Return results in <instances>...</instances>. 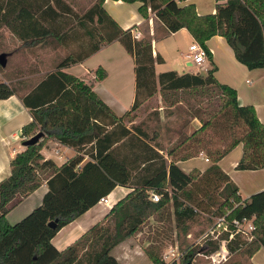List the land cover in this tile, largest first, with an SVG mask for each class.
<instances>
[{"label": "trees", "instance_id": "trees-1", "mask_svg": "<svg viewBox=\"0 0 264 264\" xmlns=\"http://www.w3.org/2000/svg\"><path fill=\"white\" fill-rule=\"evenodd\" d=\"M102 1L93 0L79 16L90 21L83 28L90 37L85 53L66 52L46 71L32 72L37 75L34 80L32 76H21L18 66L13 68L17 71L15 78L0 79V99L16 94L31 112L32 119L20 129L23 139L43 131L36 143L25 145L14 154L10 174L0 180V264H119L111 249L136 232L150 215L163 224L172 223L177 247L182 251L181 264H191L201 246L206 254L214 250L221 238L225 239L229 257L238 254L249 258L259 247L264 249V189L241 198L235 184L217 164L240 143L236 168L264 165V123L258 120L253 106L238 103L235 89L214 77V66L204 73H177L174 69L155 73L154 63L162 62V57L158 52L152 54L148 30L134 37V25L121 28L102 7ZM123 1H138L136 10L145 20L150 11L159 25L154 28L160 36L185 27L205 49L207 58L210 52L205 40L218 34L235 59L247 68L264 66V0L215 2L214 11L203 14H198L190 1ZM46 2L50 5L49 0ZM18 4V8H12L11 0H0V26L16 37L37 43L48 35L58 39L64 35V31L43 25L39 15L22 1ZM2 38L0 29V53L6 52V63L0 65V71L8 67V57L14 58L2 48ZM112 40H117L133 59L134 98L120 114L88 83L62 69ZM95 72L100 77L105 74L100 66ZM156 92L164 106L179 109L183 103L188 117L199 121L189 133L181 129L184 121L178 123V136L166 149V154H171L169 159L150 145L141 125L132 122L135 110ZM48 138L72 147L75 153L58 165L44 158L40 150ZM174 147H179L176 153L172 152ZM199 151L210 160L202 171L194 168L184 172L175 163ZM43 182L48 189L41 203L10 223L7 212ZM117 184L130 189L111 204L102 219L63 249H57L51 242L56 231ZM151 191L158 194L157 201L148 197ZM224 213L227 219L251 218L252 237L248 239L228 224L230 238L228 231L218 239L205 238L201 245L186 238L192 225L199 224L200 232L214 215ZM54 219V226H50L48 222ZM161 246L162 241L154 239L143 248L152 264H166L160 257ZM229 257L220 264H236Z\"/></svg>", "mask_w": 264, "mask_h": 264}, {"label": "crops", "instance_id": "crops-1", "mask_svg": "<svg viewBox=\"0 0 264 264\" xmlns=\"http://www.w3.org/2000/svg\"><path fill=\"white\" fill-rule=\"evenodd\" d=\"M20 1L39 15L43 25L48 28L64 31L61 39L52 34L34 43L30 38L25 40L19 39L10 30L4 26H0V29H6V32H3L9 38L7 39V43L16 44L10 50V53L14 57L21 55L25 65L29 66L33 62L37 64L34 67H27L30 70L27 72L29 74L25 76L31 77L37 73L40 74L46 71L47 69H44L46 63L52 65L68 51L83 54L88 50L90 47V37L83 31V28L90 25V21L82 20L79 16L93 0H59V3L56 5L51 0H49L50 5H48L46 0H11L12 8H18L17 5H19ZM188 1L194 4V8L198 14H203L213 12L214 3L223 2L224 0H213L210 5L201 4L200 0H183L179 3L183 4ZM138 4V1H102V7L121 28L134 25L131 27V33L132 35L136 34L134 36L136 38L140 36V25L148 22V33L151 36V52L153 55L155 52H158L162 57V62L154 63L155 73L167 69H174L177 73L195 72L196 67L189 63L185 56L187 45L193 40L188 30L185 27H180L175 31H170L160 36L161 33L159 31L155 32L154 25H157L158 28L159 25L154 21L153 14L148 11V17L145 20L136 10ZM73 28L74 31H72ZM179 32L184 34V42H182V46L175 45L171 51L166 46L160 45L155 38V36H159L161 39H165L175 36ZM205 45L210 53L209 58H206L203 62V70L200 71L204 73L207 68L214 66L213 75L216 80L233 87L238 103L251 104L258 120L264 123V66L247 68L235 59L231 48L221 35L214 34L210 36L205 40ZM121 50L125 49L117 40H112L87 54L80 61L62 68L64 71L88 83L94 92L116 114H120L127 109L134 98L133 66L132 69L127 68L124 63L127 57L124 53H121ZM112 52H116V55L119 57L118 61L116 57L112 59L113 57L110 56ZM89 60L90 64L87 63ZM114 60L117 62L111 65V62ZM98 66L105 70V74L101 77L98 75L99 73L95 72ZM71 68L74 69L73 72L70 70ZM32 72L35 74H32ZM158 95L160 97L159 92ZM158 102L160 104V100ZM116 107H119L121 110L115 111L114 108ZM162 109L163 105H160L158 110ZM180 117L183 116L176 115V113H171L168 110L165 112L158 111V122L155 123V126L150 131L145 128L143 122L139 123L141 120L134 122L136 124L139 123L141 128L148 134L150 145L162 153L165 158L169 159L171 154L167 155L166 149L171 147V143L178 136L176 130L173 131L172 127H174L173 124L176 125L180 121ZM31 119L29 108L22 103L16 94L0 99V180L10 174V159L17 151L24 148L25 145L22 144L24 139L20 135V129L22 125L28 123ZM183 121L181 129L186 133H189L199 125V121L195 117H188L187 120ZM177 148L179 149V147H174L172 152L176 153ZM40 151L44 158L53 160L57 165L75 153L72 147L64 145L53 138H48ZM181 152L183 151L181 150ZM240 154L241 144L237 143L217 161V164L226 173L230 181L235 184L239 196L245 198L255 191L264 189V166L254 169H238L235 165ZM85 158L86 156H84ZM175 163L184 172H188L194 168L202 171L210 163V160L202 151H199L190 157L179 158L175 160ZM47 189L46 182H43L34 191L23 197L7 212V220L10 223H14L30 212L36 205L41 203ZM129 189L127 186L117 184L106 195L109 197L110 202L114 203L128 192ZM108 208V205L97 201L83 213L61 226L51 238L52 244L59 250L63 249L93 223L102 219ZM128 240H130V236L120 240L114 247L118 246V254H120L121 246L124 244L122 258L127 260L128 264H138V261L136 262L134 258V255L138 254L136 253V246L134 245L133 247L130 243H127L125 246V242ZM138 257L140 258V255ZM145 258H147L146 255ZM249 261L252 264H264V249L259 247L249 257ZM149 262L151 263L150 260Z\"/></svg>", "mask_w": 264, "mask_h": 264}, {"label": "rangeland", "instance_id": "rangeland-1", "mask_svg": "<svg viewBox=\"0 0 264 264\" xmlns=\"http://www.w3.org/2000/svg\"><path fill=\"white\" fill-rule=\"evenodd\" d=\"M212 2H213V0H200V3L201 4L204 3V5H208V4L210 5V4H212ZM148 28H149L148 22L142 23L139 27L140 36L142 35L143 32H146L148 30ZM3 31L6 32V29H4ZM3 36H4V38L1 39V42H3L2 48L5 49L6 51H10L14 47V45H16V44L15 43H11V44L7 43L8 42L7 39H9V38H8L7 34H5L4 32H3ZM155 38L158 40V43H160V45L166 46L167 49H169V51H171V49L175 45L182 46V42H184L185 36L182 32H179L175 36L168 37L165 39H161V37H159V36H155ZM121 53H124L127 57V60L124 61L127 68L132 69L133 60H132L131 56L129 55V53L125 52V50H121ZM110 56L113 57L112 59H114L116 57L117 61L119 59L118 55H116V52H112V54ZM8 61H9L8 67L6 69L0 71V79L15 78L14 75L16 74L17 71H16V69L13 70V68L16 66H18L19 70H21V72H20L21 76L29 74L27 72H29L30 69H28L27 67L37 66V64L34 62L32 64H30L29 66L25 65L24 60H23L21 55H17L14 58L8 57ZM117 61H115V60L112 61L111 65L116 63ZM87 63L90 64V60ZM49 66L50 65L48 63H46L44 69H48ZM70 70L72 72L74 71L73 68H71ZM198 72H201V71H198ZM36 77H37V75L32 76V79L34 80ZM27 78H29V76H26V79ZM32 79H30V80H32ZM159 100H160V104L158 102ZM160 105H163V102L161 100V96L159 97L158 92H156L155 94L151 95L145 102L140 104V106L135 110V113L138 117L137 118L135 117L132 122L141 120L139 123L143 122L145 128L148 131H150L155 126V123L158 122V118H157L158 111L165 112L168 110L171 113L174 112V113H176V115L179 114V115L183 116V117H180V121L177 122L176 125L173 124L174 127H172V130L174 131L177 129L178 123L183 121V119H187V117H188L186 110H185V105L183 103L179 104L181 106V108H179V109L174 108V106H171V108H170V106H164L163 105V109L158 110V107ZM114 110L120 111L121 109L119 107L118 108L116 107V108H114ZM127 125H128V123H127ZM216 216L217 215H214L211 219L212 220L211 223L208 226L204 227L200 232L197 231V229L200 227L199 224L192 225L191 230L186 235V238L188 240L192 241L193 244L201 245L203 243L204 239L207 238V237L202 236L203 232L213 224ZM171 224H172L171 222L164 223V224L161 222H158L157 218L154 215H150L147 219H145L143 221V223L140 225L139 229L136 232H134L132 235H130V240L125 242V246L127 243H130V245L133 247H134V245L136 246V253H138V254L134 255L135 256L134 258L136 259V262L138 261V264H151L149 262V260L147 258H145L143 248L145 246H147L154 239H157V240L159 239L162 241L160 257L169 245H176L177 246V242H176L177 238L175 236V230L172 229ZM121 247H122V249H120V254H118V246L114 247V249L111 250V253L117 257L119 264H128L127 260L122 258L123 252H124L123 251L124 244ZM204 248L205 247L201 246L200 249L195 252V256L193 258L194 261H192L191 264H208V263H210L203 256ZM179 251H181V250H179ZM139 255H140V258L138 257ZM228 257L229 256H227V259H228ZM229 259L234 260L236 262V264H250L251 263L249 261V258H245L242 256L240 257V256H238V254L231 255L229 257ZM174 262H175V264H181L180 257L177 260H175Z\"/></svg>", "mask_w": 264, "mask_h": 264}, {"label": "built area", "instance_id": "built-area-1", "mask_svg": "<svg viewBox=\"0 0 264 264\" xmlns=\"http://www.w3.org/2000/svg\"><path fill=\"white\" fill-rule=\"evenodd\" d=\"M134 36H136V34ZM185 56L188 62L196 67V71L203 70V62L207 58L206 52L205 49L196 40L193 39L189 42V44L187 45V52L185 53ZM148 197L153 201L158 200V194L152 191L149 192ZM98 202L108 205L109 207L112 204L107 195L101 196L98 199ZM226 213L217 215L213 224L203 232L202 236L210 237L212 239H218L219 235L222 232L228 231L227 237L230 238L232 236V231H229V224L234 228V231L240 232L245 235L248 239H250L252 237L251 230L253 229L251 218L232 217L230 219H227L225 217ZM224 243V238L219 239L218 246L209 253H204L203 256L211 264H220L224 262L227 258V250L225 248ZM181 253L182 252L178 250L176 245H169L167 249L162 253L161 259L166 264H170L171 262L177 260L180 257Z\"/></svg>", "mask_w": 264, "mask_h": 264}, {"label": "water", "instance_id": "water-1", "mask_svg": "<svg viewBox=\"0 0 264 264\" xmlns=\"http://www.w3.org/2000/svg\"><path fill=\"white\" fill-rule=\"evenodd\" d=\"M6 63V53L5 52H1L0 53V65H5ZM43 135V131H38L36 133H34L33 135H31L29 138L24 139L22 144L23 145H30V144H34L38 141V139ZM48 224L50 226H54L55 224V219L54 220H50L48 222Z\"/></svg>", "mask_w": 264, "mask_h": 264}]
</instances>
